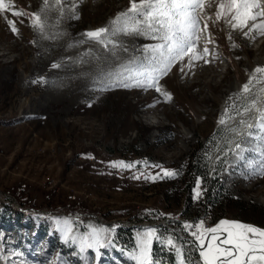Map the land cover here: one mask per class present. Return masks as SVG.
Here are the masks:
<instances>
[{"label":"rangeland","instance_id":"374dc122","mask_svg":"<svg viewBox=\"0 0 264 264\" xmlns=\"http://www.w3.org/2000/svg\"><path fill=\"white\" fill-rule=\"evenodd\" d=\"M129 6V0H3L0 264H135V237L145 228L188 240L180 228L185 222L204 220L212 227L229 220L264 229V131L256 127L259 113L252 118L251 112L264 83L253 82L246 99L237 95L253 70L264 67V36L243 38L223 21H209V63L184 73L177 64L160 81L171 101L154 90L100 91L94 81L99 67L115 69L155 41L130 39L132 57L129 49L118 50L110 64L86 54L108 55L95 44L70 45L84 39L82 33L107 27ZM206 11L213 13L215 4ZM36 16L42 28L33 26ZM53 63L60 67L52 69ZM229 103L236 106L229 113L234 119L225 117L222 126ZM237 143L245 149L240 158ZM110 161L140 163L121 171L109 168ZM162 170L179 175L167 178ZM140 173L162 178H132ZM198 177L201 195L194 199ZM64 219L73 226L67 243L58 223ZM89 225L118 227L110 244L81 251L71 237ZM153 247L159 264H172V253ZM191 256L202 264L198 252Z\"/></svg>","mask_w":264,"mask_h":264},{"label":"snow or ice","instance_id":"6c2138e0","mask_svg":"<svg viewBox=\"0 0 264 264\" xmlns=\"http://www.w3.org/2000/svg\"><path fill=\"white\" fill-rule=\"evenodd\" d=\"M47 3V0H45ZM61 3V0H57ZM215 4V11L209 14L206 9ZM129 7L116 15L107 27H101L92 31L82 33L81 39L70 47L92 43L103 49L108 55H95L92 49L86 54H93L95 59L104 63H111L110 57H117V51L127 52L128 48L122 41L117 39L120 36L145 37L155 43L144 44L137 48L139 57L133 56L128 62L120 64L117 68L105 70L99 67L98 75L94 81L102 85L98 90L108 91L115 87L139 88L144 91L154 90L164 97L166 102L171 101L172 96L165 91L160 81L177 64L179 71L185 69L191 71L200 62L209 63L207 59L210 50L206 46L213 43L211 34L208 32L209 21L213 24L223 21L231 31H239L243 38L255 39L256 36H264V0H129ZM3 7V0H0V9ZM13 15L23 16L24 13L13 12ZM78 18V17H76ZM34 27L42 28L39 16L35 17ZM11 31L18 34L14 21H8ZM255 33V36L252 34ZM205 41V46L200 47V41ZM228 39L232 37L229 34ZM236 47L235 44L232 45ZM60 65L53 63L52 69ZM253 82L264 83V67L257 66L250 74L249 80L242 85L238 97L244 99L252 92ZM264 93V89L260 90ZM229 102L233 97H229ZM236 106L229 103L224 114L219 119L220 125H226L225 117L234 119L229 113ZM251 108H256L259 113L258 129L264 131V108L257 107V101L253 100ZM251 108L245 107L244 111ZM237 114H240L237 110ZM241 123H245L241 121ZM248 128L253 125L247 124ZM234 131V130H233ZM249 135H252L249 133ZM239 151L235 154L238 158L245 151L241 144L235 145ZM140 162L110 161L108 167L121 171L132 170ZM145 167H159L148 165ZM164 177L175 179L179 173L172 170H162ZM264 174V171L261 172ZM162 178L157 175L148 176L144 173L134 175L133 179ZM201 180L198 177L196 186L193 189L194 199L201 195ZM162 215V214H161ZM62 225L60 231L63 233L64 242L67 243L73 226L70 219L58 221ZM87 226L85 233L79 237H71L72 243L79 242L80 250L85 248L99 249L105 247V241L111 243L109 237L114 234L115 228ZM182 231L186 232L191 239H184L175 233L165 235L159 228H145L139 231L135 237V251L131 259L135 264H159L155 258L154 244L173 254L172 264H193L191 253L198 252V260L202 264H264V229L244 224L238 221L221 220L212 227H205L204 220L195 224L183 223L180 225ZM100 253L97 251V256Z\"/></svg>","mask_w":264,"mask_h":264},{"label":"bare ground","instance_id":"6f19581e","mask_svg":"<svg viewBox=\"0 0 264 264\" xmlns=\"http://www.w3.org/2000/svg\"><path fill=\"white\" fill-rule=\"evenodd\" d=\"M117 39L122 41L124 43V45L129 49V59H130L132 57V54H133V51H132V48H131V45H130V39H133V38L132 37H127V36H120ZM120 53H118V55ZM125 57H126V55H125ZM116 60H117V58H116ZM263 100H264V93H261L260 97L258 98V104H257L258 108L260 107V104L263 102ZM251 112H252V118H253V116H256V114L258 113L256 108H253Z\"/></svg>","mask_w":264,"mask_h":264},{"label":"water","instance_id":"95a60500","mask_svg":"<svg viewBox=\"0 0 264 264\" xmlns=\"http://www.w3.org/2000/svg\"><path fill=\"white\" fill-rule=\"evenodd\" d=\"M6 197H8V198H10V199H12L14 201V199L12 197H10V196H6Z\"/></svg>","mask_w":264,"mask_h":264},{"label":"built area","instance_id":"2783aa9c","mask_svg":"<svg viewBox=\"0 0 264 264\" xmlns=\"http://www.w3.org/2000/svg\"><path fill=\"white\" fill-rule=\"evenodd\" d=\"M188 221V220H187Z\"/></svg>","mask_w":264,"mask_h":264}]
</instances>
